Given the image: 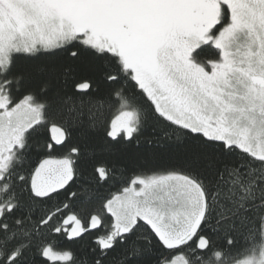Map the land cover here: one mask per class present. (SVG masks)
<instances>
[{
	"label": "snow or ice",
	"instance_id": "6c2138e0",
	"mask_svg": "<svg viewBox=\"0 0 264 264\" xmlns=\"http://www.w3.org/2000/svg\"><path fill=\"white\" fill-rule=\"evenodd\" d=\"M0 264H264V0H0Z\"/></svg>",
	"mask_w": 264,
	"mask_h": 264
}]
</instances>
